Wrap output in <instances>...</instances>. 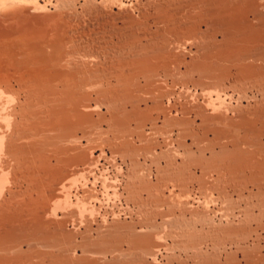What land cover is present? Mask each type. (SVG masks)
Returning a JSON list of instances; mask_svg holds the SVG:
<instances>
[{
	"label": "rangeland",
	"instance_id": "rangeland-1",
	"mask_svg": "<svg viewBox=\"0 0 264 264\" xmlns=\"http://www.w3.org/2000/svg\"><path fill=\"white\" fill-rule=\"evenodd\" d=\"M239 1L0 0V264H264V0Z\"/></svg>",
	"mask_w": 264,
	"mask_h": 264
},
{
	"label": "bare ground",
	"instance_id": "bare-ground-1",
	"mask_svg": "<svg viewBox=\"0 0 264 264\" xmlns=\"http://www.w3.org/2000/svg\"><path fill=\"white\" fill-rule=\"evenodd\" d=\"M222 1V0H221ZM238 1V0H237ZM241 1V0H240ZM239 1V2H240ZM244 2V1H243ZM242 2V3H243ZM220 3H222V7H223V2H220ZM235 3V2H234ZM251 3H252V0H251ZM226 4H228V2L226 3ZM238 4V3H237ZM237 4H236V7H237ZM245 4V3H244ZM235 5V4H234ZM242 5V4H241ZM247 5V4H246ZM218 6V5H217ZM220 6V5H219ZM230 6V5H229ZM239 6H240V4H239ZM228 7V6H227ZM231 7V6H230ZM242 7V6H241ZM241 7H239V8H241ZM245 7V6H244ZM248 7V6H247ZM264 7V6H263ZM217 9V8H216ZM236 9H238V8H236ZM247 9V8H246ZM261 9V8H260ZM231 10V9H230ZM234 11H236V10H234ZM246 11V10H245ZM244 11V12H245ZM255 11V10H254ZM218 12V11H217ZM227 12V11H226ZM242 12H243V9H242ZM228 13V12H227ZM230 13H231V11H230ZM221 14V13H220ZM219 14V15H220ZM235 14H237V13H235ZM222 15V14H221ZM243 15H244V13H243ZM247 15V14H246ZM241 16H242V14H241ZM225 17V16H224ZM229 17V16H228ZM245 17V16H244ZM239 18H240V16H239ZM225 21H226V18L224 19ZM235 20V19H234ZM243 20V19H242ZM251 20V19H250ZM258 20V19H257ZM232 21V20H231ZM244 21V20H243ZM256 21V20H255ZM201 22V21H200ZM205 22V21H204ZM233 22H237V21H233ZM246 22V21H245ZM231 23V22H230ZM234 23V24H235ZM238 23H239V21H238ZM233 24V25H234ZM238 25V24H237ZM231 26H232V24H231ZM244 26H246V25H243L242 27L244 28ZM238 28V27H237ZM241 29V28H240ZM233 30V29H232ZM236 30V29H235ZM245 30V29H244ZM249 30V29H248ZM243 31V30H242ZM247 31V30H246ZM249 32V31H248ZM245 33V32H244ZM251 33V32H250ZM241 34V33H240ZM242 35V34H241ZM239 36V35H238ZM247 37V36H246ZM240 38V37H239ZM242 38H244V37H242ZM251 38V37H250ZM7 40V39H6ZM238 40V39H237ZM239 40H241V39H239ZM243 40V39H242ZM245 41L246 40H248L247 38L246 39H244ZM248 41H250V40H248ZM240 42H242V41H240ZM239 42V43H240ZM239 43H238V46H239ZM243 43V42H242ZM6 46V45H5ZM235 47V46H234ZM32 49V48H31ZM236 49V48H235ZM31 52V51H30ZM57 52V51H56ZM246 53V52H245ZM12 55V54H11ZM4 57V56H3ZM19 57V56H18ZM14 58V57H13ZM30 58V57H29ZM3 61V60H2ZM245 62V61H244ZM77 63V62H76ZM260 64V63H259ZM246 66V65H245ZM41 68V67H40ZM244 68V67H243ZM248 68V67H247ZM71 71V70H70ZM26 72V71H25ZM28 72V71H27ZM26 72V73H27ZM20 74V73H19ZM251 74V73H250ZM5 76V75H4ZM66 77V76H65ZM28 78V77H27ZM43 78V77H42ZM81 78V77H80ZM31 79V78H30ZM41 80H43V79H41ZM7 82V81H6ZM38 82H40V81H38ZM37 83V82H36ZM42 87V86H41ZM74 87H75V85H74ZM77 87V86H76ZM80 88V87H79ZM65 92V91H64ZM40 94V93H39ZM44 94V93H43ZM40 97V96H39ZM78 103V102H77ZM77 106V105H76ZM47 111V110H46ZM73 111V110H72ZM78 116V115H77ZM76 121V120H75ZM44 128V127H43ZM46 132V131H45ZM39 133V132H38ZM7 139V138H6ZM2 139H1V136H0V150H2V141H1ZM23 150V149H22ZM7 151V150H6ZM1 152V151H0ZM12 153V152H11ZM8 154V153H7ZM18 158V157H17ZM2 160V159H1ZM50 164V163H49ZM2 166V165H1ZM49 167V166H48ZM5 169V168H4ZM1 173V172H0ZM1 177H0V187L2 188V185H1V183H3V178H2V175H0ZM8 180V179H7ZM13 180V179H12ZM15 180V179H14ZM2 181V182H1ZM11 181V180H10ZM36 182V181H35ZM42 184V183H41ZM19 185V184H18ZM2 190V189H1ZM38 192V191H37ZM32 198V197H31ZM38 204V203H37ZM18 207V206H17ZM29 207V206H28ZM34 207V206H33ZM24 208V207H23ZM28 209V208H27ZM42 209V208H41ZM19 210V209H18ZM21 212V211H20ZM15 213V212H14ZM4 214V213H3ZM17 215V214H16ZM16 217V216H15ZM14 217V218H15ZM22 218V217H21ZM5 219V218H4ZM15 221V220H14ZM18 223V222H17ZM20 224V223H19ZM2 225V224H1ZM68 236V235H67ZM46 237V236H45ZM72 238V237H71ZM71 243V242H70ZM55 244V243H54ZM37 249V248H36ZM45 257V256H44ZM35 261V260H34ZM53 263V262H52ZM14 264V263H13Z\"/></svg>",
	"mask_w": 264,
	"mask_h": 264
}]
</instances>
